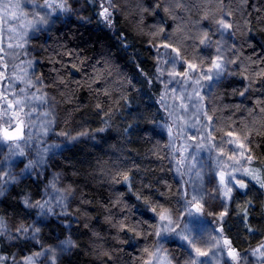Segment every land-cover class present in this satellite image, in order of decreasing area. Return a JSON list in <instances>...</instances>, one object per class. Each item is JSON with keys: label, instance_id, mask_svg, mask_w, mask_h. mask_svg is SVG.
Instances as JSON below:
<instances>
[{"label": "trees", "instance_id": "1", "mask_svg": "<svg viewBox=\"0 0 264 264\" xmlns=\"http://www.w3.org/2000/svg\"><path fill=\"white\" fill-rule=\"evenodd\" d=\"M113 4L105 22L98 0H80L75 15L35 39L39 91L56 99V127L76 136L47 170L34 168L0 194V217L28 229L12 240L0 238V263L35 255L39 239H71L57 264H145L155 245L158 210L179 212L183 205L160 129L167 112L157 77L158 49L168 44L186 59L211 65L213 53L201 41L214 33L220 15L232 25L233 74L218 85L210 107L221 132L233 126L247 131L251 167L245 170L247 187L237 185L219 215L209 217L219 240L234 253L257 249L264 242V0ZM12 79L5 91L23 104L26 88L17 75ZM54 170L73 195L66 212L41 213L28 204L52 192L48 182ZM170 244L183 253L179 244Z\"/></svg>", "mask_w": 264, "mask_h": 264}, {"label": "rangeland", "instance_id": "2", "mask_svg": "<svg viewBox=\"0 0 264 264\" xmlns=\"http://www.w3.org/2000/svg\"><path fill=\"white\" fill-rule=\"evenodd\" d=\"M98 1L102 11L108 8L111 13L113 0L111 5L108 0ZM79 9L80 0H0V194L34 168L47 170L64 144L76 136L56 127L52 114L56 99L39 91L43 87L36 75L35 39L41 32L64 24L71 12L75 15ZM220 20L231 25L226 15H220L213 24L214 33L207 34L203 43L213 53L211 65L196 58L186 59L168 44L158 49L157 77L163 87L167 112L160 129L168 141L183 205L179 212L158 210L153 230L155 245L146 253L145 264H264V242L251 252L229 253L230 246L219 240V229L209 217L219 215L226 206V197L237 187L229 183V176L239 178L251 167V157L246 160L249 156L247 131L233 126L230 131L221 132L210 107L218 85L233 74L229 53L232 25L221 27L217 23ZM217 62L221 69L215 68ZM190 64L196 66L194 70L189 68ZM13 75L26 88L23 104L15 101L18 96L10 99L5 91ZM18 121L24 124V138L14 144L3 138L2 129L12 128ZM48 185L52 192L40 201L47 202L43 212L52 213L55 208L59 209L58 213L66 212L73 189L56 170L51 171ZM196 205L200 206L199 212ZM161 216L167 219L161 221ZM170 220L176 223L169 226ZM0 225V238L12 240L20 233L18 221L0 217ZM169 227L175 228L179 235L168 230ZM185 236L187 239H183ZM171 242L179 244L183 253L173 251ZM38 244L40 249L35 255L15 256L13 264H57L67 247L63 240L39 239Z\"/></svg>", "mask_w": 264, "mask_h": 264}, {"label": "snow or ice", "instance_id": "3", "mask_svg": "<svg viewBox=\"0 0 264 264\" xmlns=\"http://www.w3.org/2000/svg\"><path fill=\"white\" fill-rule=\"evenodd\" d=\"M108 3H109V5H111V0H108ZM99 15L103 18V20L105 21V22H110V16H111V13L108 11V8H104L103 9V11L101 12V13H99ZM221 27H224V28H228V27H231V25H228V24H225L224 23V21L223 20H220V21H218L217 22ZM207 34H206V36H205V39L204 40H202L201 41V43H205V41L207 40ZM167 46V45H166ZM174 62V61H173ZM215 68L216 69H221V64L220 63H215ZM195 65H189V68L190 69H195ZM217 74H219V73H217ZM197 83H199V81H197ZM241 95H243V93H241ZM100 131H103V129H101ZM229 135H231V133H229ZM241 147L243 148V145H241ZM247 159H250V153H249V156L246 158V160ZM247 178V176L246 175H244V174H240L239 175V178H237L236 176H233V175H230L229 176V183H231L232 185H233V187H235V186H239V188H246L247 187V185L244 183V180ZM254 178V177H253ZM124 179H125V181L127 180V177L125 176L124 177ZM223 176L221 177V181H223ZM231 191V189H229V192ZM226 195H227V193H226ZM26 204H28V202L26 201L25 202ZM28 206L29 207H37V208H39L40 210H41V212H43L44 211V209L47 207V202H45V203H40L39 201L38 202H36V204L35 205H32V204H28ZM196 210L199 212L200 211V206L199 205H196ZM188 215H191V211H189V213H188ZM160 219H161V221H164V220H166L167 219V217H165V216H161L160 217ZM176 223V221H174V220H170L169 221V226L170 225H172V224H175ZM0 226H2V225H0ZM177 227H179V225H177ZM168 230H170L171 232H173V233H175L176 235H179V233L178 232H176V229L175 228H171V227H169L168 228ZM184 230H187L186 228L184 229ZM17 231L18 232H27L28 231V229L27 228H25L23 225H21L20 226V228H18L17 229ZM35 231H38V229H36ZM157 235H161V233H157ZM183 239H187V237L185 236V237H183ZM65 245H68V246H72V244H73V242L71 241V239H68V240H66V241H64L63 242ZM225 243H227V241H225ZM197 251H199V250H197ZM201 255H205V253H201Z\"/></svg>", "mask_w": 264, "mask_h": 264}, {"label": "water", "instance_id": "4", "mask_svg": "<svg viewBox=\"0 0 264 264\" xmlns=\"http://www.w3.org/2000/svg\"><path fill=\"white\" fill-rule=\"evenodd\" d=\"M2 136L8 141L20 140L24 136V124L18 121L14 127L5 126L2 129ZM234 249L229 248V253H233Z\"/></svg>", "mask_w": 264, "mask_h": 264}]
</instances>
